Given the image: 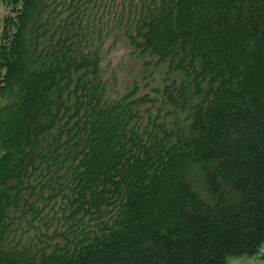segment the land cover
<instances>
[{
    "label": "trees",
    "instance_id": "obj_1",
    "mask_svg": "<svg viewBox=\"0 0 264 264\" xmlns=\"http://www.w3.org/2000/svg\"><path fill=\"white\" fill-rule=\"evenodd\" d=\"M1 2L0 264L264 258V0Z\"/></svg>",
    "mask_w": 264,
    "mask_h": 264
},
{
    "label": "rangeland",
    "instance_id": "obj_2",
    "mask_svg": "<svg viewBox=\"0 0 264 264\" xmlns=\"http://www.w3.org/2000/svg\"><path fill=\"white\" fill-rule=\"evenodd\" d=\"M4 14L5 8L0 0V33ZM103 54L102 75L106 81L108 95L121 96L131 88L134 82H137L141 89L146 88L145 80L142 79L145 74L142 66L143 59L131 54L130 47L124 39L110 38L104 46ZM152 69L149 67L148 73ZM154 75L157 78L154 85L158 86L159 71H155ZM225 264H264V258H261L259 254H242L228 257Z\"/></svg>",
    "mask_w": 264,
    "mask_h": 264
}]
</instances>
